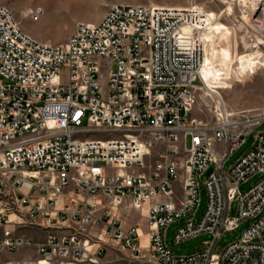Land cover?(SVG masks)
<instances>
[{"label":"built area","instance_id":"built-area-1","mask_svg":"<svg viewBox=\"0 0 264 264\" xmlns=\"http://www.w3.org/2000/svg\"><path fill=\"white\" fill-rule=\"evenodd\" d=\"M233 1L264 62V25L248 4L264 0ZM216 20L202 8L112 4L49 43L0 4V264H112L120 247L125 264H264V111L193 116ZM183 27L191 34L180 37ZM130 208L146 209V243L139 222L123 219ZM176 222V243L211 237L176 254L167 240Z\"/></svg>","mask_w":264,"mask_h":264},{"label":"rangeland","instance_id":"rangeland-1","mask_svg":"<svg viewBox=\"0 0 264 264\" xmlns=\"http://www.w3.org/2000/svg\"><path fill=\"white\" fill-rule=\"evenodd\" d=\"M141 4L147 6H174L187 8H202L215 13L217 20L213 30L205 34V44L209 61V72L204 74L206 84L196 92L193 116L199 119H212L216 107H226L231 111L253 110L264 111V62L254 53V49L245 44L248 31L240 29L241 12L233 0H0V4L9 5L20 22L22 28L43 42L60 43L67 40L75 29L78 21H97L112 4ZM234 3V4H233ZM232 4L233 6H230ZM41 7L44 12L40 19L31 17V9ZM230 7V9H228ZM261 25L264 22L259 21ZM190 35L191 27H185ZM248 43V42H247ZM250 50L251 52H248ZM214 88L217 92L210 90ZM254 141L249 135L245 141L231 154L225 163L227 168L243 152L249 149ZM205 173L203 178L208 176ZM258 176L251 177L242 183V189L249 188ZM206 192L203 191L202 202L198 209L197 219L201 217L206 204ZM125 223L139 222L141 231H148L146 212L138 209H127L123 214ZM180 222L173 223L168 228L167 240L176 254H190L202 248L209 234L191 237L179 243L174 240V234ZM249 225L243 221L231 231L224 233L219 241V247L241 236Z\"/></svg>","mask_w":264,"mask_h":264},{"label":"bare ground","instance_id":"bare-ground-1","mask_svg":"<svg viewBox=\"0 0 264 264\" xmlns=\"http://www.w3.org/2000/svg\"><path fill=\"white\" fill-rule=\"evenodd\" d=\"M81 2H83V0H80ZM260 1H263V0H260ZM247 3H248V1H247ZM249 4V10L250 11H252V12H255V14H258L259 13V15H260V17L261 18H259V17H257L256 19L257 20H259V19H261L262 20V22H264V1H263V4H258V3H255L254 4V2L253 3H248ZM230 6H233L232 4H230ZM33 9V8H32ZM31 9V10H32ZM228 9H230V7H228ZM31 12V11H30ZM253 15H254V13H253ZM247 14L246 15H244L243 16V18H245V19H247ZM261 20H259V21H261ZM258 21V22H259ZM242 22L244 23L245 22V20L244 19H242ZM184 28L185 27H183L177 34L180 36V37H186L188 34L185 32V30H184ZM204 43H203V46H204V51H205V60H204V64H203V66H202V78H203V80L205 81V84L207 85V82H206V78H205V73L206 74H208V72H209V61H208V56H207V49H206V44H205V39H204V41H203ZM249 52V51H248ZM252 53H254L257 57H259L260 58V64H263V61H262V59H261V57H262V55H261V53L260 52H258V51H254V52H252ZM210 90H212V91H214V92H217V90L216 89H214V88H210ZM144 211L146 212V209H144ZM141 236H142V240H143V242L144 243H146L147 242V238H148V232L146 233V231H144V230H142L141 231Z\"/></svg>","mask_w":264,"mask_h":264},{"label":"crops","instance_id":"crops-1","mask_svg":"<svg viewBox=\"0 0 264 264\" xmlns=\"http://www.w3.org/2000/svg\"><path fill=\"white\" fill-rule=\"evenodd\" d=\"M144 211V210H143ZM147 233V231H146ZM122 251H117L114 249H110L108 252V259L112 264H125V253L126 249L120 247ZM19 253H11L8 255V258L14 259L19 257Z\"/></svg>","mask_w":264,"mask_h":264}]
</instances>
